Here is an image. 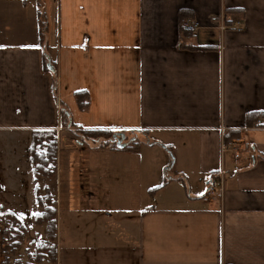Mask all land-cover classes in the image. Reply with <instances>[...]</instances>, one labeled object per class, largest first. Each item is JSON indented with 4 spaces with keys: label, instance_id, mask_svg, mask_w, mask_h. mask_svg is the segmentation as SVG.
<instances>
[{
    "label": "crops",
    "instance_id": "1",
    "mask_svg": "<svg viewBox=\"0 0 264 264\" xmlns=\"http://www.w3.org/2000/svg\"><path fill=\"white\" fill-rule=\"evenodd\" d=\"M95 129L147 130L175 156L94 143L79 151L119 162L91 167L60 144L54 264H264V0H0V143ZM3 150L9 205L28 193Z\"/></svg>",
    "mask_w": 264,
    "mask_h": 264
},
{
    "label": "rangeland",
    "instance_id": "2",
    "mask_svg": "<svg viewBox=\"0 0 264 264\" xmlns=\"http://www.w3.org/2000/svg\"><path fill=\"white\" fill-rule=\"evenodd\" d=\"M133 138L139 139V134L136 135L135 133L126 132L105 138L87 139L82 135H77L76 132L63 131L61 139L58 138V136L56 137V149L61 144L63 148L69 149L68 152L74 153L77 161H88L91 167H94L97 161H99L98 165L105 164L106 162L116 164L119 162L116 158L107 161L109 157H107L105 153L97 155L92 150H89L93 153L85 154L86 152L79 151V147L83 146L90 149V145L94 143L102 145L107 142L110 144L116 143L117 141L121 143H130ZM17 140L18 138H8L6 142L4 141L0 143V145L4 147L3 154L6 153L7 157L11 159L9 161L10 166L8 171L14 172L16 166H20L24 171V189L27 191L28 195H25L23 198H18L17 201L11 199L9 205H6L5 202H0V264H28L33 261L32 257L39 245L47 242L55 244L57 238L51 241L47 237V224L36 223L35 218L45 210L48 204V197L53 198V195L60 194L62 195L63 204L68 195L67 176L64 172L63 179L60 181V175L58 173L59 163H56L55 174L52 172V174L49 175L48 171H41L39 174H36L34 172V165L31 162L30 147L32 145V137H24L20 138L19 141ZM140 140L142 144L146 143L144 138ZM11 147H13L12 149H14V147L17 148L18 156H21L20 153L23 154V162L16 164L17 160L15 154L10 152ZM38 151L48 153V147L39 145ZM50 165V167L53 168L54 163ZM62 165L64 171L65 163L62 162ZM75 175L74 178L83 179V176L80 175L79 172H76ZM80 188L79 185H74V193H79ZM221 189L223 190V185L218 193L222 192ZM136 190L139 191V187ZM97 191L102 195H115L119 193L122 196L125 195L123 197H127L126 195H129L132 190L131 187L102 185L97 187ZM38 197L44 199V205H40L37 202ZM33 198L36 200L33 201ZM51 253L52 251H48L44 260L41 263L35 262V264H54L51 260Z\"/></svg>",
    "mask_w": 264,
    "mask_h": 264
},
{
    "label": "trees",
    "instance_id": "3",
    "mask_svg": "<svg viewBox=\"0 0 264 264\" xmlns=\"http://www.w3.org/2000/svg\"><path fill=\"white\" fill-rule=\"evenodd\" d=\"M228 12V11H227ZM44 24H42L41 22V36H43L44 34ZM43 29V31H42ZM184 29V28H183ZM185 30V29H184ZM185 31H189V30H185ZM51 68L55 69V65H53L52 63L50 64ZM76 98H77V102L79 104V106L81 108H85L88 104L87 102V97L84 95V92H77L76 93ZM63 116L65 118H67L68 113L66 111V109H63L62 111ZM74 126V125H72ZM142 133L144 134L147 139H146V144L149 145H153V144H158V145H162L165 146L166 148H169L171 150V147L164 144L163 142L157 140V139H153L150 137L149 132L147 130H139L138 132L135 133ZM80 135H82L83 137L87 138V139H97V138H102V137H109V136H114L115 133L113 131L110 130H100V129H95V130H81L80 131ZM123 144V143H122ZM47 146L48 147V153L46 152H39L38 151V146ZM110 145V147L112 149L115 150H129V151H139L141 145H142V141L140 139H134L130 142V143H126L124 144V146L122 145H118L117 142L116 143H112L110 144L109 142L102 144V146H107ZM30 152H31V162L34 165V172L36 174H39L41 171H48L49 175L52 174V172H55V167L53 166L50 167L51 163L56 162V135L53 131L51 130H36L33 132L32 134V145L30 147ZM171 154L174 158V153L171 150ZM161 186L152 189L153 192L158 190V188H160ZM37 202L40 205H44V199H40L39 197L37 198ZM47 202L48 204L45 207V210L36 216L35 221L36 223L39 224H43L46 223L47 224V237L49 240L53 241L57 238V211L55 208V202L53 200L52 197H48L47 198ZM48 251H52L51 253V260L53 262L56 261V257H57V247L56 245L50 242L41 244L37 247V250L35 251L34 255H33V261L28 263V264H35V262L37 263H41L46 254L48 253Z\"/></svg>",
    "mask_w": 264,
    "mask_h": 264
},
{
    "label": "built area",
    "instance_id": "4",
    "mask_svg": "<svg viewBox=\"0 0 264 264\" xmlns=\"http://www.w3.org/2000/svg\"><path fill=\"white\" fill-rule=\"evenodd\" d=\"M183 28L185 30L195 31L199 28V24L197 22L186 20L183 22ZM258 123H261V121H258ZM223 148H230L232 151H235L237 150V145L236 142H229L227 145H223ZM221 187H222V180L220 176L212 175L209 177L207 193L216 194Z\"/></svg>",
    "mask_w": 264,
    "mask_h": 264
},
{
    "label": "water",
    "instance_id": "5",
    "mask_svg": "<svg viewBox=\"0 0 264 264\" xmlns=\"http://www.w3.org/2000/svg\"><path fill=\"white\" fill-rule=\"evenodd\" d=\"M117 144L124 146L125 143L122 144L121 142L117 141Z\"/></svg>",
    "mask_w": 264,
    "mask_h": 264
}]
</instances>
